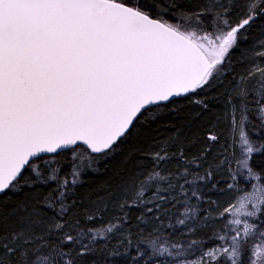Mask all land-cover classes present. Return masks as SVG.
I'll return each mask as SVG.
<instances>
[{"label":"snow or ice","instance_id":"1","mask_svg":"<svg viewBox=\"0 0 264 264\" xmlns=\"http://www.w3.org/2000/svg\"><path fill=\"white\" fill-rule=\"evenodd\" d=\"M0 264H264V0H0Z\"/></svg>","mask_w":264,"mask_h":264}]
</instances>
